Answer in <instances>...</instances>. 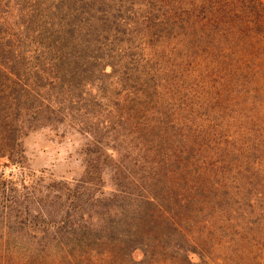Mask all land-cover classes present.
Instances as JSON below:
<instances>
[{"label":"trees","instance_id":"obj_1","mask_svg":"<svg viewBox=\"0 0 264 264\" xmlns=\"http://www.w3.org/2000/svg\"><path fill=\"white\" fill-rule=\"evenodd\" d=\"M85 1L22 2L20 7L9 2L0 12V159L22 164L20 139L39 121L28 122L24 116L52 105L60 110L64 102L53 100L50 92L61 91L66 81L67 93L87 95L92 86L89 77L96 73L110 77L113 89L119 90L112 94L103 81L97 86L105 109L84 111L89 126L99 124L93 122L96 115L107 123L104 129L132 137L135 170L125 168L124 175L143 189L142 198L155 203L162 218L177 224L174 214L141 182L152 181L155 163L150 155L157 151L159 160H164L163 152L175 144L187 156L183 173L196 168L197 181L212 180L220 198L231 190L248 197L254 194L257 210L262 211L264 0H142L118 2L109 10L100 2ZM12 7L18 8V16H12ZM96 82L100 80L94 78ZM221 98L255 112L218 121L209 113L215 110L211 102ZM92 139L90 145L103 152L106 143L96 134ZM103 163L95 155L81 180L82 192L69 190L66 210L55 217L0 173V264H74L76 254L67 251L72 246L87 259L88 245L71 240L100 226L98 220L92 224L83 218L86 210L80 203L83 196L84 203L93 197ZM114 247H107V256L115 254ZM142 247L133 248L131 257L138 252L146 258ZM197 255L201 262L211 263L201 251Z\"/></svg>","mask_w":264,"mask_h":264},{"label":"rangeland","instance_id":"obj_2","mask_svg":"<svg viewBox=\"0 0 264 264\" xmlns=\"http://www.w3.org/2000/svg\"><path fill=\"white\" fill-rule=\"evenodd\" d=\"M141 1L85 2H100L109 10L118 2L131 4ZM9 2L12 6L18 4L20 7L22 2L41 4L73 0H0V12L6 11ZM12 16H18L17 7H12ZM200 55H205L202 50ZM204 69L205 64L200 65L201 72H204ZM106 71L110 72V68H106ZM89 78L92 86L88 88L87 95L78 92L67 93L66 81L61 91L54 89L50 92L53 100L64 102L60 110L58 106L52 105L49 110L44 107L36 115L24 116L28 122H35V119L39 118L41 123L36 121L37 127L25 130V135L20 139L24 156L22 164H11L5 158L0 159V173L5 178L12 179L17 185V190L22 194L26 193L28 199L40 201L43 211L52 210L55 217L61 210H66L69 190L82 192L81 180L85 170H91L95 155L101 157L104 163L99 185L93 189V197L89 196L88 201L84 203L87 197L83 196L84 199L80 203L83 205L81 210H86L83 218L92 224L98 220L100 226L95 225L89 227L85 233H79L82 238L73 235V244L80 241L79 245L87 244L91 250L87 259H84L81 256L83 253H76L78 246L67 249L68 252L76 254L74 264H264V198L259 204L262 211L258 212L254 194L248 197L231 190L227 197L215 196L219 191L218 186L212 180L197 181L196 168L182 172L183 159L187 156L184 152L181 153L175 144L163 152L164 160H159L156 150L155 156L150 155V160L155 163L152 181L148 184L147 181L141 182L149 187L156 200L160 199L164 208L174 214V221L178 225L162 218L157 212L158 206L142 198L143 189L131 185L127 178L129 175H124L125 168L133 171L134 159L137 158L133 144L129 143H132V137L116 136L113 129H104L107 123L102 117L97 119L96 115L93 122L99 124L89 126L91 123L84 111L93 114L105 109V104L97 93L102 81L103 84L108 82L106 88H110L112 94L115 95L119 90L113 89L110 77L95 73ZM94 78L100 82L94 83ZM70 97L75 101L80 99V102L70 103ZM94 103L99 106L94 107ZM211 107L215 109L209 113L211 117H218V121L223 122L229 120V115L244 118L255 112L222 98L216 99L215 102L213 100ZM258 114L262 116L261 111H258ZM93 134L106 143L103 152L90 145ZM116 152L120 154V160H117ZM141 176L142 174H139L137 178ZM95 196H98V199H93ZM153 216L160 219L155 221ZM105 222L107 225L103 226ZM100 236L101 241L105 242V247L100 245ZM189 236L194 240L191 241ZM110 245L116 246L112 257L107 256V247ZM141 246L146 251V258L136 252L133 259L132 249ZM197 250L201 251L204 257L209 256L211 263L207 260L201 262ZM79 256L81 257L77 259ZM64 263L67 264V261Z\"/></svg>","mask_w":264,"mask_h":264}]
</instances>
